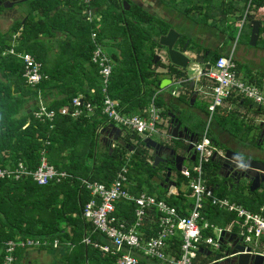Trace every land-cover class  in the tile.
<instances>
[{"label":"trees","instance_id":"trees-1","mask_svg":"<svg viewBox=\"0 0 264 264\" xmlns=\"http://www.w3.org/2000/svg\"><path fill=\"white\" fill-rule=\"evenodd\" d=\"M127 1L130 8L123 11L119 0H91V5L104 6L101 23L96 25V22H88L83 18L82 0H26L23 3H26L28 10L24 18L15 21L8 30L0 31V167L14 169L21 163L24 169L32 171L39 165L41 157H45L54 169L65 172V176L59 181L52 180L46 184H39L28 174L18 178L0 177V264H4L7 241L28 239L40 243L37 246L16 247L12 252L11 264H26L22 261L26 248H39L52 244L55 240L60 247L65 248L62 264H114L112 257L82 242L84 233L93 241H107L82 216V209L91 198L90 191L82 180L110 184L116 172L127 166L128 182L132 174L137 181L133 187H128L129 191L137 195L143 191V184L153 187L154 182L151 181L154 178L165 177V165L160 163L153 166L154 156H147L143 137L136 132L121 128L123 135L114 141L113 146L108 140H100L97 132V129L106 126L108 122L102 113L101 77L90 60L93 30H96L99 41L103 38L111 39L120 48V57L115 53L110 56L113 61L107 85L110 98L124 105L123 111L126 113L138 112L153 97L156 106L164 105V100L157 96L155 89L159 79L150 66L155 48L159 47L155 39L159 34L165 33L170 24ZM159 1L174 9L178 6L180 11L194 20L206 22L213 18V25L220 22L216 26L226 34V41L228 37L232 41L235 38L233 32L237 22L232 21L233 27L228 28V14L231 11L234 13L237 7L228 3V0ZM247 2L248 0H242V12ZM252 3L255 8L264 6V0H252ZM2 9L0 4V11ZM242 12L239 18L242 17ZM215 17H218L217 21ZM251 20L252 14L248 15L244 23L248 28L247 37ZM121 22L123 23L120 24ZM58 33L63 36L60 38ZM53 43L57 44L54 47L56 51H51ZM188 43L180 38L178 44L188 50ZM262 45L264 46V42ZM11 47L16 52L34 55L47 77L34 85L27 83L22 76V59L17 55L3 54V51ZM51 52L55 57L53 62ZM197 52L200 53V50ZM220 55V52H214L210 61L215 62ZM235 64L236 71H241L242 64L236 60V56ZM156 65L166 67L170 75H184L171 64L166 66L157 61ZM245 74V81L251 83H259L264 77V71L255 74L247 71ZM53 90H57L56 97L47 99ZM80 93L85 100H90L97 106L92 111L83 110L78 117L71 116L70 112L61 113L62 106L72 110L71 99ZM179 98L183 99L182 93H179ZM39 99L46 109L55 111L52 119L42 120L35 116L40 107L37 104ZM228 101L238 104L242 101L246 108L252 105V101L245 98H229ZM263 110L257 106L254 112L260 113ZM166 113L162 112V115ZM217 123L232 135H244L245 138L246 133L254 127L246 125L236 112L219 115ZM132 139L136 142L133 143ZM211 139L216 143L213 137ZM176 144H179L177 140ZM129 150L130 155L125 156ZM218 169L216 159H210L204 165L205 177L213 189L221 186L217 176ZM175 181V193L168 194V188L159 186L157 189L160 193L154 196L176 206L183 213L191 190L180 189L182 183L187 184V178L181 172L176 171ZM228 194L230 200L253 212L264 204V185L261 192H252L248 190L247 184H240ZM204 205V215L211 223L223 226L230 220L235 222L237 219L234 213L218 208L207 200ZM134 209L133 201L121 200L116 204L115 215L131 222L134 219ZM158 215L159 212L152 209L149 212L151 222H146L140 228L147 239L156 234ZM204 234H211L210 230H205ZM180 242L179 237L169 238L168 244L173 243L170 246L172 253L179 254Z\"/></svg>","mask_w":264,"mask_h":264},{"label":"built area","instance_id":"built-area-1","mask_svg":"<svg viewBox=\"0 0 264 264\" xmlns=\"http://www.w3.org/2000/svg\"><path fill=\"white\" fill-rule=\"evenodd\" d=\"M82 1V12L85 19L92 21L95 14L90 6L91 0ZM253 9L262 10L264 6L255 8L252 0H248L241 19L236 23L239 30L242 29ZM91 43L93 49L90 60L97 67L98 74L101 77L102 113L105 115L107 122L118 126L120 129L126 128L136 132L143 138L150 137L151 134L157 132V123L162 120L154 103V97L150 101L149 109L144 110L146 115L124 112V105L108 95L107 85L113 65L97 38L96 30L91 32ZM3 54L17 55L22 59L24 63L22 76L27 83L34 85L47 77L42 72L41 63L31 53L16 52L11 47L3 51ZM235 56V46L232 45L231 49L220 55L215 62L202 69L199 68L197 71L196 78L205 81V85H202L200 89H202L206 98L207 113L205 127L194 142L195 160L190 168L181 170L182 175L187 178L188 188L191 190L192 203L190 207L185 208V212L182 213L176 206L145 191H141L137 195L130 193L127 166L121 167L116 172L110 184L83 179V184L90 191L91 198L85 203L82 216L91 223L95 231L107 240L103 243L84 236L82 238L83 243L109 255L113 258L115 264H196L195 260L199 257L198 252L203 245L212 247L215 251L220 249V234L224 230L216 227L205 217L204 203L206 200L212 205L236 215L240 226L237 236L241 238L243 243H253L255 246H261V242L264 243V215L261 211L253 212L227 198L216 196L204 172V165L215 152L219 153L217 146L213 144L209 135V125L218 109L224 107L229 98L249 99L264 109V78H261L259 83L245 81L236 71ZM203 87L206 89H203ZM172 93L175 94V92ZM37 104L40 107L35 112L36 117L42 120L54 117L55 111L46 109L41 99ZM71 105L73 106L71 111L68 110V107L62 106L60 112L63 114L70 112L71 116L78 117L83 110L92 111L97 106L91 103L90 100H85L83 94L73 97ZM113 145L114 143L111 144V146ZM25 174L32 175V178L39 184H46L52 180L59 181L65 176V172L57 171L48 164L45 157H41L39 165L32 171L24 169L21 163L14 169L0 167V177L13 176L18 178ZM121 200L133 201L135 204L134 219L131 222L115 215L116 204ZM152 209L159 212L156 220L157 230L155 236L147 239L140 228L146 222H151L149 212ZM205 230H211V234H204ZM174 237H179L181 241L178 255L171 251L170 246L173 243L168 244L169 238ZM39 243L33 239L7 241L5 243L4 264H11L13 261L12 252L16 247L37 246ZM54 244H57L56 240ZM212 262L208 259L199 260V264H210Z\"/></svg>","mask_w":264,"mask_h":264},{"label":"crops","instance_id":"crops-1","mask_svg":"<svg viewBox=\"0 0 264 264\" xmlns=\"http://www.w3.org/2000/svg\"><path fill=\"white\" fill-rule=\"evenodd\" d=\"M1 1H4V0H1ZM11 1H15V2L12 5V7H9V8L8 7H4L0 3L3 6V9L0 11V22L1 21L2 22L5 21L6 18L9 19L8 26H4V29H0V31H6V30H8L9 27H11L12 24L15 21L23 19L24 16H25V14H26L25 10L20 11V10L14 8V5L16 3H19V2H22L23 3L24 1H18V0H11ZM119 1L122 4V7H123L122 10L123 11L124 10H126V11L129 10L130 4L128 3L127 0H119ZM124 1L127 2L128 8H126V5L124 4ZM129 1L130 2H133L134 4H136V5L140 6V7H142L145 11L149 12L150 14H152V15L158 17V18L163 19L165 22H167V23L170 24V27H174L175 29H177L180 32V36H179V39H178V43L180 41V38H183L184 40H186V44H187V42H189L188 43V48L189 49L185 51V54L190 55L192 58L196 57L195 59L199 62V64H201V65H199L198 63H195L194 66H192V68L194 70H196L195 76H192V78H190V80L193 81V86H192L193 87V90H195V92L193 93L192 96H190V95L187 96L186 91H184V89H185L184 87H179L180 90L179 89L176 90V89L172 88V90L170 92V95H167V96H163L162 95V96H160V94L162 92L161 90H164L172 82H181L182 79L177 78L174 75H170L168 73V69L166 67H163L162 65L161 66L156 65V62L157 61L156 62H153V57H152V65L150 66L151 69H153L154 71H156L157 78L159 79V83L161 82V80H164V82H165L164 83L165 84V87L164 88H160L159 83H158L157 88H155L156 89L157 96H159L162 100H164V105H162L161 107L156 106L158 108L159 112H160L161 117L167 119V113L165 115H162V112H165V111L168 112L169 111V109L167 108V106L170 109H172L171 108V105H170V102H169L170 96H175V97H177L179 99V93H182V96H183V99H184V100L182 99V101H184V102H186L188 100L191 101V98L193 100L192 102H190L191 103L190 105H192V111L194 112L195 116L199 119V121H196V123H199L198 124V127L194 128V129L200 130L199 131V134H198V136H199L200 133L203 131L204 127H205L206 113H207V112H205V110H206V104H207V102H206V98H205V96H204V94L202 92V89H200V83L199 82H202V81L199 80V79H197V78H195L197 76V71H198L199 68L202 69L205 66H208L209 64H212L213 63V62L210 61V58H211V56H212V54L214 52H220L221 55H223L227 51H229L231 49V47H232V40H230L229 37H228V44L226 43V34L222 33L220 30H218V31L216 30V28L218 29V27L216 26V24H214L215 26L213 25V20H215L213 18H209V19H207L206 22H202V21H199V20H194L193 17H187L185 15V13L182 12V10L181 11L178 10V12H177V14L175 16L173 15L172 17H170V18H173L172 20H170V19H166L165 17H160V16H158L157 14L154 13L155 10H158L159 9L157 7V1L159 2V0H129ZM228 3H232V5H234V6L237 7V10L234 11V13L235 12H239L241 10L242 0H237V1L228 0ZM90 6H91V8H92V10H93V12L95 14V18L92 21H88V22H96V25H99L101 23V20H102L101 11L104 9V6H102V5L96 6V5H91V4H90ZM81 12H82V10H81ZM232 12L233 11H231V13L228 14V18H229V16L232 15ZM19 13H22V17L18 19ZM82 14H83V12H82ZM164 14H165V12H164ZM165 15H166V17L168 16V14H165ZM11 18H14V20H12ZM83 18L85 19L84 14H83ZM122 23L123 22H121L120 24H122ZM17 35H18V33H17ZM100 43H101L103 49L104 48H107V49L110 50V52H107L104 49V51L108 54L109 57L113 53L117 54L120 57V48H118L115 45L114 40L107 39V38H103L102 40H100ZM156 48H159V47H156ZM156 48H155L154 54L156 53ZM198 50H200V53L197 52ZM206 53L208 54L207 56H206ZM154 54H153V56H154ZM235 54L237 56L239 55L238 57H240V59L242 60V62L245 64V60L243 59L244 58L243 55H245V53L240 54L239 51L238 52L235 51ZM251 55L252 56H250L249 54H246L247 57H251L252 58L253 57V54H251ZM252 59L255 60V56ZM111 61H112V59H111ZM158 61H161V60H158ZM162 63L164 64V62H162ZM112 65H113V61H112ZM246 66H247V69H249L248 71L251 72L252 74H255V73L258 72V71H256V69H254L256 67L250 68L248 65H246ZM159 67H162L163 69L162 68L160 69ZM238 72H239V75L242 77L240 71H238ZM153 77H151L152 78L151 80H153ZM262 78H264V77H262ZM192 81H190V83ZM141 82H142V80L140 79L139 80V83H141ZM152 87H154V85H152ZM90 91H91V89H90ZM172 92H175V94H173ZM56 95H57V90H53V93L52 94H49V96H47V99H52V98L56 97ZM199 96L205 101V105H204V107H201V108L200 107L199 108H195L194 104H195L196 99ZM154 103H155V100H154ZM229 104H232V105L236 104L237 105L238 102H231V101L225 102L224 107L219 108L218 111H217V113H216V115L217 116H219V115H230L232 112H236V111L228 110ZM238 105H243L242 104V101H240ZM149 107H150V102L145 107H143L142 109L138 110V112L131 113V114H142V115H146V113L144 112V110L147 111L149 109ZM170 111H172V110H170ZM248 112L251 113V115H255V117L257 115L259 117V115L261 114L262 111L260 113H258V112H254L253 113L252 111H249L248 110ZM172 113L178 115L177 112H173L172 111ZM236 115L239 116L240 119H243V120H246L247 121L246 116H245V113L236 112ZM201 119H202V121H201ZM203 119H204V124H203ZM190 120L191 119L189 118V121ZM186 121L187 122H185L184 124L186 125V123H188L187 125L190 128L191 127L190 122H188V119ZM262 121H264V119ZM191 122H192V120H191ZM261 123H262L261 121H258V123H256L257 124L256 125V131H255L254 134L251 133L252 130L254 131V127L251 129L250 132L246 133L247 139H244L245 138L244 135H243V137H242V135H239V136L233 135L236 139H238V138L241 139L242 142H243V144L247 147L246 148L242 144L243 147L242 148L239 147V150H238V152L242 153L245 158L252 157V158H254V159L258 160V161L261 160L258 157H254V155H257L260 152H264L263 151L264 150V147H263L264 143H262L260 141V139L258 138V133L261 131V128H260ZM192 125H193V123H192ZM250 125H252V124H250ZM159 126H160V124H158V127ZM217 126L220 129H222V131H223V128L219 124ZM254 126H255V124H254ZM244 128H247V126L246 127L244 126ZM224 131H225V129H224ZM228 134L232 135L230 132H228ZM121 135H123V132L122 131H121ZM212 137L213 136H210V139ZM213 138L216 141V143H214L212 141V139H211V141L213 142V144L216 145L219 149H221L220 147H222V145H220V142L215 137H213ZM174 140L179 141L180 139H174ZM244 141H246V143ZM231 147L234 148V146H231ZM130 150H131V148H130ZM149 153H151V152H149ZM219 153H220V151H219ZM194 156H195V154H194ZM260 156H262V155H260ZM194 160H195V157H194ZM194 160H190V158H189V160H188L189 166H185L184 167L182 165L181 170L183 168H190V166L194 162ZM181 170L178 171V172H181ZM172 172H175V179L173 180V179L170 178L171 180H173L175 182V187L172 190L170 189V186L169 185H166V183L160 184L159 181H158L159 178H154L153 179L152 182H154V183L151 182L153 187H148V186L147 187L150 188V189L151 188H156L157 189V187L162 186V187L168 188V192L175 193L176 190H177L176 181H175L176 180V170L173 169ZM160 180L163 181V179H160ZM136 183H137V181L135 180V183L134 184H131V185H128V187L129 186L130 187L131 186L133 187ZM186 186H187L186 189L185 190H182V191H186L187 190V188H188V180H187ZM233 188H235V187H231V188H228L227 189L226 186H220V187L216 186V187H214V193L218 197H224V198L229 199L228 192L231 193ZM220 189L222 190L221 193L218 192V190H220ZM261 190H262V186H260L258 189L250 190V191H252V192L253 191L261 192ZM147 193L148 194H151L149 192H147ZM151 195H153V194H151ZM220 195H225V196H220ZM190 198H191V196H190ZM186 201L188 202L187 203V206H186V209H187V208L190 207V205L192 203V198H191L190 201L189 200H186ZM230 201L236 202L234 200H230ZM236 203H238V202H236ZM238 204H240V203H238ZM240 205H242V204H240ZM261 208H263V209L261 210ZM259 211H261V213L264 215V204H262L260 206L259 210L256 211V212H259ZM238 221H239L238 218L236 219L235 222H231V220H230L229 222H227L223 226H219L218 224H214V223L213 224L216 227H218V228H223L224 231L227 229L225 231L227 233H236L238 235V232H239V229H240V226H239ZM210 233H211V230H210ZM84 236L90 237V236H88L87 233H84V235H83L82 238H84ZM48 244H46V245H48ZM66 244H69V243L67 242ZM261 245L264 246V243L261 242ZM51 246L54 249L55 248H60L62 251H65V248L64 247H60L59 246V243L54 244L52 242ZM262 246H260V247H262ZM41 247H43V246H41ZM35 248H38V247H35ZM39 248H40V246H39ZM210 248L211 247H209V246L207 247V246H204V245H203V247H201L200 251L198 252L199 257H197V259L195 260L196 261V264H199V260L201 261V260L208 259V257L206 256V253L210 250ZM25 251H24V253H25ZM30 255L31 254H25V259H23V261H25L26 263L28 262L29 264L32 263L31 260L27 261V259H30L29 258ZM61 258H62V255H61Z\"/></svg>","mask_w":264,"mask_h":264},{"label":"water","instance_id":"water-1","mask_svg":"<svg viewBox=\"0 0 264 264\" xmlns=\"http://www.w3.org/2000/svg\"><path fill=\"white\" fill-rule=\"evenodd\" d=\"M14 2L15 1L11 0H0V3L4 7L8 8L12 7ZM124 4L126 5V8H128V4L126 1H124ZM249 23L251 27L249 34V45L255 46L259 37V26L261 22L260 20L253 19ZM179 36L180 32L174 27H170L165 33L159 34V36L155 40L157 41V45L159 46V48L161 47L166 52L168 62L164 64L166 66L171 64L177 70L184 73L183 76L177 77L182 79L179 83L183 87L185 83L192 81L189 78L188 69H194L192 68V66L189 67L190 59L192 57L188 54H185V47L181 48L178 44ZM158 60H161V55L155 53L153 56V62H156ZM164 83V80H161V82L159 83L160 88L165 87ZM190 88H192V86ZM178 89L180 90V88ZM192 101L193 100L191 98L190 102ZM183 123L184 122L179 118L178 115L172 113V111L169 110L167 112V125L165 133L168 135V137L170 136L174 139L182 138V131L180 127ZM262 124L263 123H261V125ZM187 127L188 125H185L183 130H187ZM101 133L104 136L103 139H109L110 141L114 142L117 141L118 137L121 135V129L112 123H108L106 126L102 127ZM192 135L193 134H189V141H191ZM143 140L144 147L148 150H151V155L154 156L153 166L156 167L160 163L165 165V177L163 178V182L166 183V185H169L170 189L172 190L175 187V182L170 179L172 168L167 165L172 163L170 165H172V167L176 171H180L185 161V158L182 157L180 154L175 153L174 149H171L169 151L170 155L172 156L171 162L169 158L166 159L164 156L161 155L163 149H168V147H165L163 144L159 143V141H156L151 137H145L143 138ZM191 147H193L192 144L188 148L190 149ZM217 155L218 153L215 152L211 159L215 160ZM194 157L195 156L192 155L190 157V160H194ZM223 157V164L216 160L219 163V169L217 171L218 178H221V166H228V177L234 180L236 186H239L240 184H247V181H250L249 190H255L258 189L260 186L264 185L263 161H258L252 157L243 158L242 153L231 149H227ZM169 193L171 192H168V194ZM220 235V249L215 252L209 250L206 253L208 260L213 261L210 264H264V246H256L259 249H254L250 244L243 243L241 238L238 237L236 233H227L223 230L221 231Z\"/></svg>","mask_w":264,"mask_h":264},{"label":"rangeland","instance_id":"rangeland-1","mask_svg":"<svg viewBox=\"0 0 264 264\" xmlns=\"http://www.w3.org/2000/svg\"><path fill=\"white\" fill-rule=\"evenodd\" d=\"M214 1H217V0H214ZM157 7L159 9L155 10L154 13L157 14L158 16H160V17H165L166 19H170V20L173 19V18H170V17H172L173 15L175 16L177 14L178 10H179L178 6H177V9L176 8L174 9V8H172L170 6H164L160 1L159 2L157 1ZM14 8H16V9H18L20 11L25 10V12H27V10H28V7L26 6V3H22V2L16 3L14 5ZM200 11H202V10H200ZM164 12H165V14H168L167 17L164 14ZM241 12H242V10L239 11V12L232 13V15L229 16V18H228V28L229 27H233L232 21L236 20V22H238L241 19V18H239V16L241 15ZM243 12H244V10H243ZM251 14L253 15V19L261 20V19L264 18V9H262V10L253 9ZM216 16H218V15H216ZM21 17H22V13H19L18 19L21 18ZM215 18H216V21H217L218 17H215ZM11 19L14 20V18H11ZM8 22H9L8 18H6L5 21H3V22L1 21L0 22V29H4V26H8ZM216 24L219 25L220 22L217 21ZM216 30L218 31L219 29L216 28ZM247 31H248L247 24H245L243 26L242 31L239 30L238 26L237 27L234 26L233 36L235 38L232 41V45L235 46V51H237V52L239 51L240 54H243V53L246 54L247 52H248L249 55L253 54L255 56V60H253L251 57H248L250 60H252L254 62L252 65L258 66L259 63H262L264 65V61L262 60V58L259 57L260 54L264 55V53H262L261 50L259 49V48H261L262 44L258 41V43H256L255 46H250L249 45V37H247ZM58 36H60V38H61L63 35L61 33H58ZM54 43H53L51 51H56V48H54V47H56L57 44H54ZM226 43L228 44V40L226 41ZM104 49H105V51L110 52L109 49H107V48H104ZM51 53H52V55H50V56L52 57V62H53L55 57H53V55H54L53 52H51ZM156 53L161 55V61L162 62H164V63L168 62V59H167V56H166V52H165L164 49H162L161 47L160 48H156ZM49 54H50V52H49ZM238 56L236 55V60H238L242 64V68H241L240 73H241L242 77L244 78V77H246L245 73L249 69H247L246 64H244L242 62V60L240 59V57H238ZM195 63L199 64V62L195 58H191L190 59V63H189V67L194 66ZM199 65H201V64H199ZM159 68L161 69L162 67H159ZM188 74H189V78H192V76H195L196 70H189L188 69ZM199 83H200V87H202V85H205V81H202V82H199ZM191 86H193V81L191 83L187 82L183 86L185 88L184 91H186L187 96L190 95V89H191L190 87ZM179 87H182L179 82H172L164 90H161L162 92H161L160 96H162V95L163 96L170 95V92H171L172 88L177 90ZM204 87H203V89H206ZM169 102H170V105H171L172 109H170L168 106H167V108L169 110H172L173 112H177L179 118L184 123L187 122L186 120L188 119V122H190V125H191V127H190L191 129H194V128L198 127L199 123H196V121H199V119L195 116L194 112L192 111V105H190L191 104L190 100L184 102V101H182L181 98L178 99L175 96H170ZM29 105L34 106L33 104H29ZM204 105H205V101L199 96L196 99V101H195V104H194L195 108H199V107L201 108V107H204ZM256 107L257 106L253 102H252L251 106L247 107L248 109H246L245 105H238V104L237 105L236 104L232 105V104H229L228 110H232V111H236V112H240V113H245L247 121L244 120V123L246 125L252 124L253 126L255 124L254 131L252 130V132H251L252 134H254L255 131H256V125H257L256 123H258V121H262L264 119V110L261 112L259 117H258V115L255 117V115H251V113L248 112V110H249V111H252L254 113V110L256 109ZM188 117L192 120V122H191V120L189 121ZM161 119L162 120L160 121V123H157V124H160V126L157 127V130H156L157 132L151 134L150 137L153 138L156 141L161 142V143H167V144L171 143V140H170L171 138L168 137V135L165 133L166 125H167V119L163 118V117H161ZM201 121H202V119H201ZM217 121H218V116L215 114L212 117L211 123L209 125L210 126V129H209L210 134L209 135L215 137L220 142V145H222L223 147L225 146V147L231 148V146H234V148L236 150H239V147L242 148L243 147L242 146V144H243L242 140L239 139V138L236 139L233 135L228 134V130L224 131V129H223V131H222V129H220L217 126L218 125ZM192 123H193V125H192ZM203 123H204V119H203ZM205 123H206V121H205ZM239 123L240 122L238 121V124ZM186 124H188V123H186ZM101 129H102V127L97 129V132L100 135V137H99L100 140H102L103 137H104L102 135V133H101ZM244 139H247V138H244ZM106 140L110 141L109 139H106ZM106 140L104 139V141H106ZM110 142H111V144L114 143L112 141H110ZM132 142L135 143L136 141L134 139H132ZM244 142L246 143V141H244ZM263 147H264V145H263ZM149 152L152 153L151 150L147 149V156L151 155V153H149ZM130 153H131L130 150L126 151L125 156L130 155ZM260 155H262V156H260ZM162 156H164V155H162ZM254 157H258L259 159H261L260 161L264 162V152H260L259 154L254 155ZM183 166L184 167L185 166H189L188 160L184 161ZM134 177H135V175L132 174L128 185H131V184L135 183L136 179ZM170 178L173 179V180L175 179V172L171 173ZM179 187H180L181 190H185L187 186L182 183ZM142 188H143V191L149 192V193H151L153 195H157V194L160 193V191H158V189H156V188H151L150 189L145 184L142 185ZM218 192L221 193L222 190L220 189V190H218ZM188 200L190 201L191 198L188 197ZM50 245L51 244L49 243L48 245H45V246L40 247V248H35V247H30L28 249L26 248L27 250L25 249L26 251L24 253V259H25V254H31L30 257H29L30 259H27V261H29V260L32 261V263H30V264H62L61 255H62L63 251L60 248H55L54 249ZM250 245L254 249H259L253 243H250ZM210 250L212 252H215V250L212 247L210 248ZM26 264H29V263L27 262Z\"/></svg>","mask_w":264,"mask_h":264},{"label":"flooded vegetation","instance_id":"flooded-vegetation-1","mask_svg":"<svg viewBox=\"0 0 264 264\" xmlns=\"http://www.w3.org/2000/svg\"><path fill=\"white\" fill-rule=\"evenodd\" d=\"M260 22L261 23H260V26H259V37H258L257 42L260 41V43L263 44V42H264V18L261 19ZM250 30H251V27H250ZM259 49L262 50L261 51L262 53H264V46L263 45ZM246 54H248V52ZM246 54L243 55V57H244L243 59L245 60V64L246 65H248L250 68L256 67V68H254V69H256V71H260V70L261 71H264V68H263L264 65L262 63H259L258 66L252 65L254 62L252 60H250L246 56ZM207 55L208 54L206 53V56ZM250 56H252V55H250ZM259 57L262 58V60L264 61V55H261L260 54ZM252 58H254V55H253ZM194 92H195V90H193V87H192L191 90H190V96H192ZM261 122L263 124L260 126L261 131L258 133V138L260 139V141L262 143H264V121H261ZM184 127H185V124L183 123L182 126L180 127V129L182 131V133H181L182 138H180V140L178 141L179 144H176V140H174V138H171V137H170L171 138L170 139L171 140V143H168L167 144V143H161V142H159V143L163 144L165 147H168V149H163L161 155H164V157L166 159L169 158L170 161L172 159V156L169 153V151L171 149H174L175 150V153L180 154L182 157L185 158V160H189V158L192 155H194V149H193V147H191L190 149L188 147L191 144L194 146V142L197 140L198 134H199V131L200 130H198V129H194L193 130V129L189 128V127H187V130H183ZM189 134H193L191 136V141H189ZM220 148L221 149L218 148L219 151H220V153H218V155L216 156L215 159L218 162H221L223 164V159H224L223 156H224L225 151L227 149H231L232 147L231 148H228V147H225V146L223 147L222 146ZM231 150H234V151H237L238 152V150H235L234 148H232ZM243 158H245L244 155H243ZM170 164H172V163H170ZM170 164H168L167 166H170L171 168H173L172 165H170ZM227 173H228V166L227 167H225V166L222 167L221 166V171H220L221 178L219 177V181H220L221 186H226V188L228 189V188H231L234 185V187L237 188L238 185L237 186L235 185L234 180L231 179L230 177H228V174ZM158 181H159L160 184H163L164 183L160 179ZM245 181H247V180H245ZM249 186H250V181H247V187H248V189H249Z\"/></svg>","mask_w":264,"mask_h":264}]
</instances>
